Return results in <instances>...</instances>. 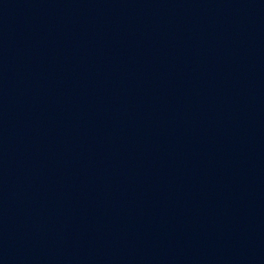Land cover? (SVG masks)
Returning a JSON list of instances; mask_svg holds the SVG:
<instances>
[{
  "label": "water",
  "instance_id": "1",
  "mask_svg": "<svg viewBox=\"0 0 264 264\" xmlns=\"http://www.w3.org/2000/svg\"><path fill=\"white\" fill-rule=\"evenodd\" d=\"M0 264H264V0H0Z\"/></svg>",
  "mask_w": 264,
  "mask_h": 264
}]
</instances>
